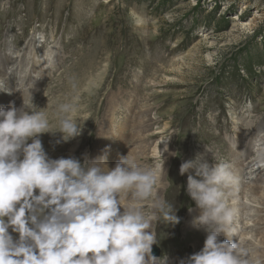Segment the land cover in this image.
I'll use <instances>...</instances> for the list:
<instances>
[{"label": "rangeland", "instance_id": "1", "mask_svg": "<svg viewBox=\"0 0 264 264\" xmlns=\"http://www.w3.org/2000/svg\"><path fill=\"white\" fill-rule=\"evenodd\" d=\"M130 9L146 18L142 28L132 23ZM19 61L23 68L15 73L11 63ZM0 83L8 88L0 91V107L33 103L54 127L57 106L76 104L82 134L60 144L59 133L42 134L50 158L109 155L112 168L129 154L160 169V197L184 209L171 239L182 243L186 231L204 230L197 217L187 219L199 210L184 187L195 169L181 175L180 164L203 155L210 165L226 162L236 171L264 154V0H0ZM156 146L163 148L159 157H153ZM262 166H245L239 189L255 187L257 179L264 188ZM244 202L251 218L242 220L252 228L264 206ZM255 238L253 231L246 239L258 251L261 238ZM192 242L182 243L183 259L195 253ZM255 248H244L243 258L261 255ZM152 255L165 264L161 244Z\"/></svg>", "mask_w": 264, "mask_h": 264}, {"label": "clouds", "instance_id": "2", "mask_svg": "<svg viewBox=\"0 0 264 264\" xmlns=\"http://www.w3.org/2000/svg\"><path fill=\"white\" fill-rule=\"evenodd\" d=\"M129 16L134 26H144L135 9ZM0 91H8L6 84ZM76 111L74 102L59 104L54 127L33 103L0 107V264H156L153 221L162 216L179 223L159 195L161 170L129 154L112 168L106 156L50 158L41 135L59 133L56 144L79 137ZM190 169L195 176L187 177V193L207 235L203 248L179 264H248L235 227L239 178L228 163L210 165L203 155L179 171Z\"/></svg>", "mask_w": 264, "mask_h": 264}, {"label": "bare ground", "instance_id": "3", "mask_svg": "<svg viewBox=\"0 0 264 264\" xmlns=\"http://www.w3.org/2000/svg\"><path fill=\"white\" fill-rule=\"evenodd\" d=\"M237 32V29L236 28H233L232 29V31H231V35L233 36V34L234 33H236ZM23 58V57H22ZM21 58V59H22ZM50 58H51V56L49 55V57H48V59L46 60L47 62H46V64H48V63H50L51 62V60H50ZM11 64H13V67H14V69H15V73H18L22 68H23V64L22 63H20V61H19V63L18 62H12ZM12 67V68H13ZM5 92V91H4ZM21 93V91L19 92V93H15L14 92V95L16 96V97H18L19 95H21L20 94ZM7 94V93H6ZM20 97V96H19ZM17 108H19V107H17ZM161 120V119H160ZM173 127V126H172ZM165 135V134H164ZM204 135V134H203ZM173 139V138H172ZM171 143V142H170ZM172 147H174V146H172ZM225 147L226 146H224V145H221V147L219 148L220 149V153H224L225 152ZM163 148H158L157 146L155 147V149H154V151L152 152L153 153V157L155 156V157H159V155H160V152H158L159 150H162ZM176 149V148H175ZM180 149V148H179ZM181 150V149H180ZM188 151H189V149H187ZM74 150H71L70 151V156H71V154H72V152H73ZM163 151H164V149H163ZM176 151V150H175ZM47 152V151H46ZM170 152V151H169ZM228 152V151H227ZM173 153V152H172ZM179 153V152H178ZM107 154H112L111 152H108ZM166 154H167V152H166ZM171 154V153H170ZM190 154L192 155V153L190 152ZM186 155V154H185ZM163 156V155H162ZM168 156V155H167ZM176 156V155H175ZM186 156H188V155H186ZM61 157V154L59 153L58 155H57V158H60ZM140 157H141V159H144L143 157H145V154H144V152L140 155ZM169 157H170V159H171V156L169 155ZM56 157H53V159H55ZM56 158V159H57ZM106 158H107V162L108 161H111V160H113L114 158L111 156H109V155H106ZM196 157L194 156V154H193V159H195ZM146 159V158H145ZM144 159V160H145ZM169 159V160H170ZM176 158H174V157H172V159H171V163H172V166H174L175 167V163H176V161H177V159L175 160ZM182 159V158H181ZM212 159V158H211ZM210 159V160H211ZM147 160V159H146ZM166 160H167V158H166ZM168 160V161H169ZM187 160H189V159H186V161ZM181 161V160H180ZM214 161V162H213ZM184 162V161H183ZM211 162H213V163H216V162H219V161H217V160H211ZM253 162H255L257 165H263L264 164V154H262L261 156H258L257 158H255L254 160H251L250 161V163L249 164H244V163H241L239 166H238V170H236V171H233V173L239 178V184H238V188H237V191H236V193H235V196H234V201H236V200H238V202H236L237 203V205H238V210H239V219L242 221V223L240 224V227H237V226H239L238 225V222H237V220H239V219H236V221H235V224L237 225V226H235L236 228H237V235H238V237L239 238H245L244 240H243V246H241V244H240V246H241V248L242 249H244V248H246V251H248L249 249L251 250V248H255V246H257V245H255V243H253V241H251V240H247L246 238L247 237H249V235L254 231L255 233H256V240L255 241H257V239L260 237L261 238V244H260V250H258L257 251V249L255 248V253H259V251L261 252V255H259V256H253V255H255V254H253L252 252H250L251 254H250V257H247V258H243V259H246L247 261H248V264H264V250H263V248H264V207L262 208V210H260L259 212L256 210L255 212L257 213H255L254 215H257V217L255 218V221H258V223L256 224V222L254 223V225L252 226V228L249 226V222H247L246 224L243 222V220L245 221L246 220V218H247V216L248 217H250V215H248V214H245V212H244V210L248 207V204L247 203H245L244 202V200H245V198L246 199H248V201L250 200V201H252V204H259V205H262V206H264V188L263 187H260V186H258L257 184H261L262 183V181H263V179H260V180H256L254 183H256V186L255 187H253V188H248V186L246 187V185H245V188H241V189H239V187L241 186V184H242V186L245 184V178H242L241 180H240V177H242L241 176V174L243 173L244 174V167L246 166V167H250L251 166V164L253 163ZM165 164H167V163H165ZM170 164V163H169ZM181 165V164H180ZM177 166V165H176ZM167 167V166H166ZM169 167L170 166H168V168H167V171L169 170ZM173 167V168H174ZM176 168V167H175ZM174 168V169H175ZM178 169V168H177ZM261 172L260 173H262V172H264V166H262L261 167ZM174 171H176V170H174ZM172 172V171H171ZM164 173V172H163ZM173 173V172H172ZM188 173H190V174H192V172H188ZM254 172H253V170L251 169V172L248 174V179H251V182H250V184H252V182H253V178H254ZM173 176V175H172ZM183 177V176H182ZM188 177V176H187ZM187 177L185 178V183H186V186H184L185 188H187ZM166 183V182H165ZM165 183H163L164 185H165ZM167 184V183H166ZM161 185V184H160ZM161 187H163V186H161ZM181 187V186H180ZM178 188H179V186H178ZM248 188V189H247ZM166 192V191H165ZM169 193V192H168ZM160 194V193H159ZM260 195V197L261 198H258V196ZM258 199H261L260 201H258ZM173 200V199H172ZM179 201V200H178ZM194 201L191 199V201H190V206H193L194 204ZM251 203V202H250ZM169 204V203H168ZM170 205H172V204H170ZM173 206V212H175L176 211V215H177V217L179 218V221H180V218H181V216L183 215V213H184V209L183 208H181L180 207V205H172ZM251 206V205H250ZM254 206H256V205H254ZM195 207H196V205H195ZM249 208V207H248ZM255 208V207H254ZM198 209V208H197ZM259 210V209H258ZM200 215V212H199V210L198 211H196V212H194V213H192L191 215H188L187 217V219H189V220H192L191 218H193V217H198ZM237 217V218H238ZM251 218V217H250ZM243 219V220H242ZM194 220H196V218H194L193 219V221ZM251 222H252V220H251ZM179 223H176V224H169V222L168 221H166L162 216H158V218L156 219V220H154L153 221V224H152V228H151V230L153 231V233H155V237H156V242L157 243H159V244H161V246H163V248H165V255H163V258H165V259H167V260H165V264H179V262H180V260L181 259H183L182 258V256L180 255V250L183 248V246H182V243L184 244V246L188 243V244H190V242H192V247L194 248V250H195V253L196 252H198V251H200L202 248H203V245H204V241H205V238H206V232L205 231H203V233L201 232H199V233H193V232H191V231H186L184 234H183V241H182V243H175V244H173L172 242H171V239H173L176 235L175 234H177V229H176V227H177V225H178ZM188 224V223H187ZM189 225V224H188ZM186 226V225H185ZM181 228H182V226H181ZM187 228H188V226H187ZM249 229H250V231H249ZM174 234V235H173ZM186 234H188V235H190L191 237H192V239H188V238H184V235L186 236ZM181 236V235H180ZM236 236H233L232 238H235ZM228 239V237L227 238H225V239H221L220 238V240L221 241H223V240H227ZM238 239V238H237ZM253 240V239H252ZM156 243V244H157ZM156 244H153V245H156ZM244 247V248H243ZM179 251V253H178V251ZM245 252V251H244ZM252 256V257H251ZM163 261V260H162Z\"/></svg>", "mask_w": 264, "mask_h": 264}, {"label": "water", "instance_id": "4", "mask_svg": "<svg viewBox=\"0 0 264 264\" xmlns=\"http://www.w3.org/2000/svg\"><path fill=\"white\" fill-rule=\"evenodd\" d=\"M158 255H159V252H157L156 256H158Z\"/></svg>", "mask_w": 264, "mask_h": 264}]
</instances>
